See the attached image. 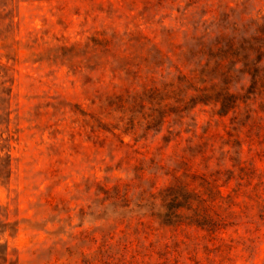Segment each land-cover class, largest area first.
Here are the masks:
<instances>
[{"label":"rangeland","instance_id":"374dc122","mask_svg":"<svg viewBox=\"0 0 264 264\" xmlns=\"http://www.w3.org/2000/svg\"><path fill=\"white\" fill-rule=\"evenodd\" d=\"M153 36L75 3L0 0L10 264H264V90L234 62L224 75L210 43ZM172 187L209 198L208 231L137 206Z\"/></svg>","mask_w":264,"mask_h":264},{"label":"trees","instance_id":"16d2710c","mask_svg":"<svg viewBox=\"0 0 264 264\" xmlns=\"http://www.w3.org/2000/svg\"><path fill=\"white\" fill-rule=\"evenodd\" d=\"M56 1L63 2L64 5L75 3L84 6L86 17L99 18L108 28L126 30L146 28L154 33L153 38L160 35V41L189 40L202 46L210 43L223 55L218 64L224 75H233L227 61L234 62L238 72L251 77V85L247 90H259V94H262L260 90H264V0ZM109 43L110 39L107 37L93 36L85 46L92 45L101 50L108 49ZM5 76L4 72L0 78ZM6 81V79L0 81L2 90L5 89ZM207 89L206 86L200 88ZM226 90H231V86L229 85ZM226 99L237 101L238 97L230 92ZM236 107L234 106V110ZM4 131L0 132V185L6 184L9 180L12 160V137L8 134L4 136ZM184 189L182 187L160 189L149 194L153 198L150 201L148 199L143 201L144 198L141 197L140 201L143 203H137V206L141 208L147 204L155 208L157 212L151 215L163 216L165 222L185 219L188 220L186 225L208 231L211 221L208 212L209 198L199 190L187 187ZM137 213L140 212L135 210L136 215ZM144 216V213L137 216L136 223L145 226ZM141 230H144V227ZM8 231L10 234L15 232L12 225L1 220L0 264H10L7 241L1 240Z\"/></svg>","mask_w":264,"mask_h":264}]
</instances>
